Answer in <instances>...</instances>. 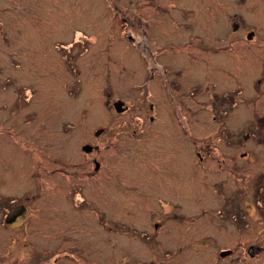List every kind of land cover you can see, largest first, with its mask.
<instances>
[{
	"label": "flooded vegetation",
	"instance_id": "obj_1",
	"mask_svg": "<svg viewBox=\"0 0 264 264\" xmlns=\"http://www.w3.org/2000/svg\"><path fill=\"white\" fill-rule=\"evenodd\" d=\"M15 1L22 2L0 0V8L12 7ZM233 2L230 9H234L225 16L219 32L213 22L200 18L197 4L185 5L192 10L163 20L159 29L137 10H129L128 15L139 24L123 21L126 26L136 25L135 39L141 31L130 54L132 70L141 76L138 84L131 85L139 104L133 110L118 97L106 102V107L119 115L133 114L129 122L136 126L131 131L119 128L113 135L104 127L97 129L95 139H84L77 146L79 155L65 162L73 164L48 172L69 189L71 197L86 202L93 189L98 197L103 193L105 174L119 179L114 171L116 160L111 159L109 167L102 162L107 151L145 150L144 164L135 159L130 172L131 207L102 210L97 202L98 210L91 218L98 230L96 254L75 257L67 249L56 248L51 252L59 255L51 264H185L186 260L192 264H264V0ZM178 7L184 9V5ZM131 35L128 40L134 44ZM229 51L246 55L240 67L225 65L224 55H231ZM5 54L11 65L23 69L20 54L8 48ZM248 54L253 61L251 71L246 67ZM202 56L210 62L201 63ZM84 61L83 56L80 66ZM248 72L256 85L247 84ZM28 81L20 79L16 84L26 87ZM249 88L258 92L257 111L249 108L250 100L242 110L234 111L233 97L243 96ZM118 101L123 103L121 112L115 109ZM254 113L258 116L250 125ZM26 150V144L20 146L18 154L32 166L33 193L22 192L18 205L4 214L3 226L36 214L39 185L35 179L41 170L37 151ZM168 169L175 170L174 186L158 175ZM147 173L150 176L142 179ZM0 200L8 204L9 197L2 195ZM36 247L34 241L17 239L4 246L0 264H41Z\"/></svg>",
	"mask_w": 264,
	"mask_h": 264
},
{
	"label": "rangeland",
	"instance_id": "obj_2",
	"mask_svg": "<svg viewBox=\"0 0 264 264\" xmlns=\"http://www.w3.org/2000/svg\"><path fill=\"white\" fill-rule=\"evenodd\" d=\"M14 3L12 7L0 8V198L2 195L9 197L8 204L0 200V254H5V245L9 247L18 239L34 241L42 256L41 264L53 262L59 255L51 252L56 248L67 249L75 257H90L96 254L98 241L97 225L91 220L92 213L98 210L96 203H100L102 210H130L133 194L130 172L135 159L139 165L144 164L142 160L146 151L139 148L136 151H107L102 162L109 167L110 160H116L119 172L113 169L119 179L105 174L106 183L100 188L103 193L98 197L97 190L93 189V197H88L86 202L71 197L69 189L60 186V180L48 171L73 164L72 161L65 162L79 155L77 146L84 139H95L97 129L104 127L113 135L118 133L119 128L131 131L136 126L133 121L129 122L133 114L119 115L106 107L110 100L118 97L133 110L139 104V101H134L135 93L131 85L138 84L141 76L132 70L130 54L138 45L141 31L135 39L136 25L127 23L126 26L123 19L138 25V20L128 15L130 9L137 10L153 28L159 29L163 20L170 16L180 17L181 10H192L185 5L197 4L200 18L213 22L219 32L223 30L221 24L225 16L233 11L230 4L234 2L22 0ZM177 5H184V9ZM129 35L135 39L134 44L128 40ZM4 48L20 54L25 65L23 69L19 70L9 63ZM229 52L231 55H224L225 65L240 67L243 63L241 58L246 55ZM83 56L85 65L80 66ZM113 60L117 61L115 66L111 64ZM216 61H220L219 58ZM200 62H210V58L202 56ZM252 65L251 55L248 54L246 67L249 71ZM26 78L29 79L28 86L16 84ZM247 84L256 85L252 72L247 73ZM138 94L141 92L138 91ZM257 99L256 89L249 88L243 96L233 97L234 111L242 110L247 100H250L249 108L256 110ZM254 116L251 115L250 125L258 114ZM261 123L262 120H258V124ZM65 128L69 129L67 136ZM25 144L26 151H37L36 162L41 170L35 179L39 185V189L35 190L36 214L34 218L32 215L19 217L13 226H3L4 214L18 205L22 192L33 193V186L29 184L32 183V166L25 164L18 154L19 147ZM53 159L59 162L51 161ZM43 169L46 170L43 172ZM158 175L168 185L176 181L175 170L158 171ZM146 176L150 175L142 174L141 178ZM12 199L14 202H11ZM185 264H192V260H186Z\"/></svg>",
	"mask_w": 264,
	"mask_h": 264
},
{
	"label": "water",
	"instance_id": "obj_3",
	"mask_svg": "<svg viewBox=\"0 0 264 264\" xmlns=\"http://www.w3.org/2000/svg\"><path fill=\"white\" fill-rule=\"evenodd\" d=\"M122 106H123V103L121 101L116 102L115 103V109H116V111H118V112L123 111L124 109H122Z\"/></svg>",
	"mask_w": 264,
	"mask_h": 264
}]
</instances>
